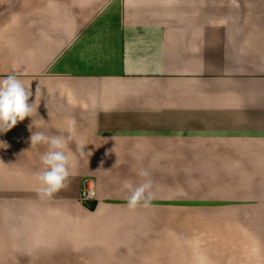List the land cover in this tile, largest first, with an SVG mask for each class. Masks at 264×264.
<instances>
[{"label": "crops", "instance_id": "1", "mask_svg": "<svg viewBox=\"0 0 264 264\" xmlns=\"http://www.w3.org/2000/svg\"><path fill=\"white\" fill-rule=\"evenodd\" d=\"M9 74L36 104L0 133V264H264V0H0ZM68 120L67 187L41 199L29 125Z\"/></svg>", "mask_w": 264, "mask_h": 264}, {"label": "clouds", "instance_id": "2", "mask_svg": "<svg viewBox=\"0 0 264 264\" xmlns=\"http://www.w3.org/2000/svg\"><path fill=\"white\" fill-rule=\"evenodd\" d=\"M38 95L39 87L36 91V96ZM30 96H32L30 87L25 86L15 74L0 79V133L12 129L25 117L33 116V105L36 103L29 104ZM29 131L32 133L29 137L31 148L37 145L47 146V150L40 157L43 170L37 173L35 178L40 184L38 196L41 199H51L55 193L67 187L66 182L75 159V154L68 150V145L76 137V122L67 121V135L49 136L40 131L32 132V125H29ZM86 145L83 140L76 142L75 151L80 157L88 154L85 152ZM138 174L146 178L138 186L134 187L127 181L123 184V188L131 193L127 202L129 209H136L139 206L150 207L153 199L152 181L148 178L150 173L141 170Z\"/></svg>", "mask_w": 264, "mask_h": 264}, {"label": "built area", "instance_id": "3", "mask_svg": "<svg viewBox=\"0 0 264 264\" xmlns=\"http://www.w3.org/2000/svg\"><path fill=\"white\" fill-rule=\"evenodd\" d=\"M84 189L81 193L83 201L87 202L92 200L95 195V191L92 186V181L90 179H85L84 181Z\"/></svg>", "mask_w": 264, "mask_h": 264}, {"label": "trees", "instance_id": "4", "mask_svg": "<svg viewBox=\"0 0 264 264\" xmlns=\"http://www.w3.org/2000/svg\"><path fill=\"white\" fill-rule=\"evenodd\" d=\"M94 207H95V203H94V202H91V203L87 206V208H88L89 210H93Z\"/></svg>", "mask_w": 264, "mask_h": 264}, {"label": "rangeland", "instance_id": "5", "mask_svg": "<svg viewBox=\"0 0 264 264\" xmlns=\"http://www.w3.org/2000/svg\"><path fill=\"white\" fill-rule=\"evenodd\" d=\"M83 189H84V183H83L82 191H83ZM81 193H82V192H81ZM92 200H93V199H92ZM92 200H89V201L85 202V201H83V199H82V195H81V201L85 202V205H87V206L92 202Z\"/></svg>", "mask_w": 264, "mask_h": 264}]
</instances>
